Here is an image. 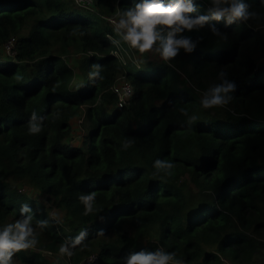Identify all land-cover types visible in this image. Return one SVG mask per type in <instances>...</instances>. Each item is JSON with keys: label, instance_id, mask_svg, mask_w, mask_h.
I'll return each mask as SVG.
<instances>
[{"label": "trees", "instance_id": "16d2710c", "mask_svg": "<svg viewBox=\"0 0 264 264\" xmlns=\"http://www.w3.org/2000/svg\"><path fill=\"white\" fill-rule=\"evenodd\" d=\"M139 2L0 0V230L31 217L30 246L9 264H90V256L126 264L157 250L175 254L168 264H256L264 0H238L246 18L177 34L195 47L168 60L133 59L114 30ZM191 4L192 18L213 8L212 0ZM122 83L131 94L119 105L113 86ZM229 84L221 104L204 107ZM83 107L85 132L74 145Z\"/></svg>", "mask_w": 264, "mask_h": 264}, {"label": "clouds", "instance_id": "9594fccd", "mask_svg": "<svg viewBox=\"0 0 264 264\" xmlns=\"http://www.w3.org/2000/svg\"><path fill=\"white\" fill-rule=\"evenodd\" d=\"M212 2L213 8L210 10V15L192 18L186 15L195 10L191 0H169L167 4L164 0H140L133 8L120 13V19L114 22V30L131 48L141 53L157 45L155 51L160 52L161 56L168 60L175 57L180 48H183L185 52H191L194 49L195 45L189 38L178 37L177 34L184 30L202 27L209 19L220 20L226 16L228 22H231L233 19L247 17L246 5L239 3L238 0H212ZM158 25L168 27L166 36L163 35L164 29L158 28ZM232 87L229 84L226 87L214 89L211 99H205L202 102L204 107L221 104L222 98L218 93L228 91ZM30 130L36 132L39 129L33 125ZM26 210L22 209V211ZM30 220L31 217H26L0 230V264H9L13 252L30 246L27 240L31 233ZM174 255V253H165L160 250L140 251L130 255L126 264H168L169 260H173ZM173 264L178 262L173 261Z\"/></svg>", "mask_w": 264, "mask_h": 264}, {"label": "rangeland", "instance_id": "374dc122", "mask_svg": "<svg viewBox=\"0 0 264 264\" xmlns=\"http://www.w3.org/2000/svg\"><path fill=\"white\" fill-rule=\"evenodd\" d=\"M119 19L116 18L115 22L118 21ZM125 42V41H124ZM125 44L127 45L128 49L126 50V53L128 55H130L133 59H139L142 58L144 56L146 57H151L154 58L155 56H161L160 52L155 51V48L157 47V45H153V49H150L147 52L141 53L139 52V50L131 48L127 42H125ZM80 56L77 54H72L70 56L67 57V61L74 67L75 71L77 73H79V69L77 67V60ZM83 118H84V107L80 110L79 115H77L74 120H73V132L70 134L69 136V141L71 143L75 144H79L82 141V137L83 134L85 132L84 128H83ZM52 214L57 217L58 216V212L57 210H52ZM57 261V259H56ZM256 264H264V247L261 250L260 254L257 256L256 258Z\"/></svg>", "mask_w": 264, "mask_h": 264}, {"label": "built area", "instance_id": "2783aa9c", "mask_svg": "<svg viewBox=\"0 0 264 264\" xmlns=\"http://www.w3.org/2000/svg\"><path fill=\"white\" fill-rule=\"evenodd\" d=\"M111 20L114 21L113 19H111ZM4 48H5V52L7 55L12 56L14 54L13 50H12V40L8 41L5 44ZM113 90L118 95V104L119 105H122L125 102V100L131 94V87L128 83L116 84L113 86ZM87 263L98 264V261H97V258L95 256H90L87 259Z\"/></svg>", "mask_w": 264, "mask_h": 264}]
</instances>
